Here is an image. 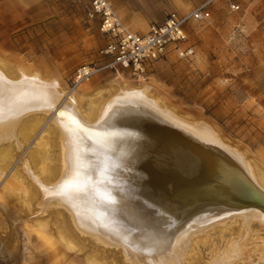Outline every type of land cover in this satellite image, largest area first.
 <instances>
[{"label": "rangeland", "instance_id": "1", "mask_svg": "<svg viewBox=\"0 0 264 264\" xmlns=\"http://www.w3.org/2000/svg\"><path fill=\"white\" fill-rule=\"evenodd\" d=\"M123 1L132 16L136 13L133 22L125 24L144 31L166 13L186 12L205 0H183L188 3L186 8L176 0ZM230 3L239 8L232 10ZM86 10L87 0H0L1 75L12 77L23 71L36 74L43 83L72 88L76 67L98 62L105 43L97 22L86 19ZM209 10L207 21L187 26L188 41L194 48L191 57L169 53L151 63L141 80L127 71L95 74L78 91L82 106L78 113H95L102 101L106 106L113 96L129 91V85L139 88L144 84L141 92L153 105L187 120L209 123L243 153L252 169L260 168L264 175V0H214ZM62 146L59 136L38 132L9 169L12 172L20 162L21 166L29 149L38 150L39 163L27 166L36 176L48 179L60 167ZM9 169L0 173V264H128L120 245L81 232L57 198L43 195L42 201L32 200L28 210ZM36 216L46 230L36 225ZM25 222L30 224L29 230ZM259 224L253 221L247 237L241 236L238 223L213 226L198 237L186 263L208 264L232 240L238 244L233 264H264V227ZM63 234L71 249L61 240Z\"/></svg>", "mask_w": 264, "mask_h": 264}, {"label": "bare ground", "instance_id": "2", "mask_svg": "<svg viewBox=\"0 0 264 264\" xmlns=\"http://www.w3.org/2000/svg\"><path fill=\"white\" fill-rule=\"evenodd\" d=\"M16 74L0 73V173L8 172L18 157L19 161L27 141L38 132L59 136L63 145L60 167L48 179L36 176L27 166L38 162V150L22 153L21 166L20 162L12 172L9 169L28 210L30 202L42 201L43 195L57 198L81 232L120 245L128 264H188L187 254L198 237L215 225L238 223L245 237L253 221L264 227V214L257 208L204 205L186 209L185 200L192 197L186 187L183 192L180 187L188 182L187 176L195 175L190 150L200 152L184 138L186 134L233 156L264 191L260 168L252 169L243 153L209 123L159 109L141 92L144 84L129 85V91L115 94L106 106L102 101L96 114L80 115L78 91L84 83L60 88L56 82L43 83L36 74ZM40 219L36 216V225L46 230ZM24 227L31 226L25 222ZM61 240L72 248L64 234ZM231 241L208 264L235 263L238 244ZM262 244L264 248V240ZM2 253H7L4 246Z\"/></svg>", "mask_w": 264, "mask_h": 264}, {"label": "built area", "instance_id": "3", "mask_svg": "<svg viewBox=\"0 0 264 264\" xmlns=\"http://www.w3.org/2000/svg\"><path fill=\"white\" fill-rule=\"evenodd\" d=\"M213 1L205 0L186 12L170 11L161 21H153L141 31L125 24L108 0H87L86 19L97 22L105 43L99 50L98 62L76 67L72 87L104 70L127 71L140 80L146 77L151 63L169 53L182 58L191 57L194 48L188 41L187 26L191 22L207 21L211 17L209 5ZM230 8L237 10L239 5L230 3Z\"/></svg>", "mask_w": 264, "mask_h": 264}, {"label": "water", "instance_id": "4", "mask_svg": "<svg viewBox=\"0 0 264 264\" xmlns=\"http://www.w3.org/2000/svg\"><path fill=\"white\" fill-rule=\"evenodd\" d=\"M184 138L190 144L200 148V152L193 153L192 164L195 175L193 178L186 177L188 182L181 186L182 192L185 187L189 190L190 197L186 199L187 210H192L195 206L211 205L229 208H257L264 214V196L250 195L248 190L254 193H264L253 180L247 175L242 166L221 149H216L209 143H200L194 137L186 134ZM186 150V148L183 146ZM188 148V147H187ZM190 149V148H188ZM198 156V160L196 156ZM178 193V189H177ZM179 201L185 202L182 199ZM192 201V202H191Z\"/></svg>", "mask_w": 264, "mask_h": 264}, {"label": "crops", "instance_id": "5", "mask_svg": "<svg viewBox=\"0 0 264 264\" xmlns=\"http://www.w3.org/2000/svg\"><path fill=\"white\" fill-rule=\"evenodd\" d=\"M108 1L110 2L113 9L117 13V15L123 20L124 23H125V21L130 22V23L133 22L132 19L134 17H136V13H134V11H133V16L130 14V11H132V10H131L130 6L125 1H123V0H108ZM176 1H177L178 6H180L181 8H186L188 6V3H184L183 0H176ZM189 1H194V2L196 1L197 2V0H189ZM194 2H191V4H195Z\"/></svg>", "mask_w": 264, "mask_h": 264}, {"label": "snow or ice", "instance_id": "6", "mask_svg": "<svg viewBox=\"0 0 264 264\" xmlns=\"http://www.w3.org/2000/svg\"><path fill=\"white\" fill-rule=\"evenodd\" d=\"M248 194H250V195H261V196H264V193H254L251 190H248Z\"/></svg>", "mask_w": 264, "mask_h": 264}]
</instances>
